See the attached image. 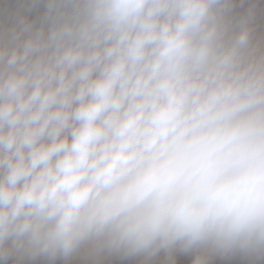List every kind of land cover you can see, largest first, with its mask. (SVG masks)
I'll return each instance as SVG.
<instances>
[{"label": "clouds", "instance_id": "obj_1", "mask_svg": "<svg viewBox=\"0 0 264 264\" xmlns=\"http://www.w3.org/2000/svg\"><path fill=\"white\" fill-rule=\"evenodd\" d=\"M234 7L0 3V264L264 256V25Z\"/></svg>", "mask_w": 264, "mask_h": 264}, {"label": "rangeland", "instance_id": "obj_2", "mask_svg": "<svg viewBox=\"0 0 264 264\" xmlns=\"http://www.w3.org/2000/svg\"><path fill=\"white\" fill-rule=\"evenodd\" d=\"M249 7H254L257 13V23L264 25V0H247L241 4L240 0H235L233 17L239 19ZM194 254L181 257V264H191ZM168 255L160 253L156 257L146 258L143 256L125 258L120 255L105 254L95 257L90 252V247L86 246L77 254L67 259L57 257L54 261L49 260V264H168ZM209 264H264V256L245 255L234 253L227 256L213 255L209 257Z\"/></svg>", "mask_w": 264, "mask_h": 264}, {"label": "crops", "instance_id": "obj_3", "mask_svg": "<svg viewBox=\"0 0 264 264\" xmlns=\"http://www.w3.org/2000/svg\"><path fill=\"white\" fill-rule=\"evenodd\" d=\"M3 0H0V3H2ZM44 12L43 6L39 7L34 13L31 14L32 19L42 16ZM47 261L49 259L47 257H37V258H30V257H12L8 264H48ZM50 264V263H49Z\"/></svg>", "mask_w": 264, "mask_h": 264}, {"label": "built area", "instance_id": "obj_4", "mask_svg": "<svg viewBox=\"0 0 264 264\" xmlns=\"http://www.w3.org/2000/svg\"><path fill=\"white\" fill-rule=\"evenodd\" d=\"M29 19H32L31 15L29 16Z\"/></svg>", "mask_w": 264, "mask_h": 264}]
</instances>
